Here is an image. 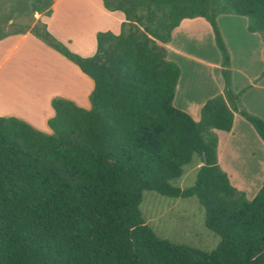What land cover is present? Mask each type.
Wrapping results in <instances>:
<instances>
[{
    "label": "trees",
    "instance_id": "obj_1",
    "mask_svg": "<svg viewBox=\"0 0 264 264\" xmlns=\"http://www.w3.org/2000/svg\"><path fill=\"white\" fill-rule=\"evenodd\" d=\"M121 12L120 33L98 32L81 57L41 22L31 33L93 82L90 109L51 101L50 134L0 117V264H264V183L252 200L217 162L213 130L230 132L239 113L264 143V121L239 109L230 55L217 17L247 18L264 34V0H102ZM53 0H21L22 13L50 16ZM203 18L221 55L223 95L194 121L173 106L179 67L163 46L184 19ZM37 27V28H35ZM43 31L41 32V29ZM11 33L0 27V40ZM198 158L195 184L170 185ZM196 198L220 238L203 252L161 239L145 223L143 192Z\"/></svg>",
    "mask_w": 264,
    "mask_h": 264
},
{
    "label": "crops",
    "instance_id": "obj_2",
    "mask_svg": "<svg viewBox=\"0 0 264 264\" xmlns=\"http://www.w3.org/2000/svg\"><path fill=\"white\" fill-rule=\"evenodd\" d=\"M51 9L50 16L36 13L35 23L30 28L11 33L0 40V98H2L0 117L17 118L35 130L47 134L51 133L47 121L54 116L51 107L52 99L62 98L88 110L90 109L89 95L93 90V82L76 65L31 33L36 22L44 24L46 30L70 51L85 58L94 55L98 32L109 31L117 35L120 33L121 24L124 22V15L118 11L108 12L103 7L102 0H53ZM222 16L217 17V25ZM199 23H202L203 26L207 25L203 18L184 19L172 31L171 40L163 45L167 50V60L177 62L174 55L178 54L171 45L175 36H184L187 34L186 30H192L193 26L199 28ZM187 24L190 26L185 29ZM247 26L248 21L245 22L244 26V31H247L248 37L260 40V34L250 33ZM261 40L264 41V36ZM247 49L248 47H243L242 56L244 57L235 67L228 51L230 55L231 89L235 95H239V109H243L251 115L254 114L264 121V115L259 111L249 109V106H253L254 102H264L262 98L264 95V46L259 47L257 56H254L258 57L260 62L258 67H255L256 59L250 62L246 55ZM204 63L207 67L217 71L218 74L215 73L214 76L215 87L213 92L200 101L188 94L187 87L191 83L189 80H185L182 69L177 65L180 69V76L177 81L174 100L179 99L177 101L178 107L192 116L196 122L200 120V111L203 105L209 99L223 95L224 92L221 55L220 60L216 62L217 64L202 62L201 65ZM252 93L253 95H251ZM247 97H250V100ZM246 100L249 102L246 103ZM249 103L253 104L250 105ZM191 112H195V115ZM246 122L239 113L234 112L230 132L213 131L218 139L217 162L219 167L227 174L228 179L232 183L234 182V186L253 198L262 186V184L257 186V183L264 176V162H253L255 161L252 158L253 155H245L248 159H243L240 152L235 150L237 137L242 135L240 132L238 133L237 127L239 126L241 130H250L247 126L248 122ZM238 163L242 164V168L238 166ZM243 164L249 167L247 168ZM246 180H254V182L249 183Z\"/></svg>",
    "mask_w": 264,
    "mask_h": 264
},
{
    "label": "rangeland",
    "instance_id": "obj_3",
    "mask_svg": "<svg viewBox=\"0 0 264 264\" xmlns=\"http://www.w3.org/2000/svg\"><path fill=\"white\" fill-rule=\"evenodd\" d=\"M20 2L21 0H0V27L3 28L5 33L25 31L35 23V15H32L30 12L22 13L23 9L20 7ZM246 20L245 17L236 15H223L218 23L234 67L244 57L242 56L244 46L248 47L246 55L249 57L250 62L256 59V61L254 60L255 67L260 66L258 57L254 56H257L259 47L264 46V41L261 40L264 34L259 35L261 36L260 40L248 37L247 31H244ZM204 22L207 24L205 26L208 27L199 23V28L193 26L192 30H186L187 34H184V36H175L171 45L178 54L174 55L177 62L168 59L171 62L177 63L176 65H179L182 69L183 77L191 83L187 87L188 94L190 97L198 98L199 101L205 99L213 92V88L215 87L214 76L215 73L218 74L213 68L207 67L205 63L201 65L202 62L215 64L220 60V53L215 45L212 30L205 20ZM189 26L187 24V27L184 28L187 29ZM247 98L250 100V97ZM262 98L264 100V95H262ZM177 101L174 100L173 106L183 110L178 107ZM248 102L246 100V103ZM250 108L264 115V102H254L253 106H249ZM191 113L195 115V112ZM247 126L251 131L249 129L241 130L239 126L237 127L238 133L240 132L242 135H238L237 137L235 150L240 152L243 159H248L245 155H253L252 158L255 160L253 162H264V143L257 137L249 123H247ZM212 132L215 134L214 131ZM199 165L198 158L194 156L193 161L184 167L183 175L178 179L171 180L170 185L180 189L192 187L196 181ZM238 166L241 168L242 164L238 163ZM243 166L246 165L243 164ZM246 167L248 168L249 166ZM247 182L253 183L254 180ZM230 183L233 185L234 182L232 183L230 180ZM263 183L264 176L258 181L257 186ZM234 187L238 189L237 186ZM238 190L241 191L240 189ZM244 194H246L245 196L248 200H252L255 197V194L253 198L246 192ZM139 211L145 223L157 237L168 240L173 244L203 252H211L220 243V238L206 228L204 210L194 197L174 199L146 191L142 194Z\"/></svg>",
    "mask_w": 264,
    "mask_h": 264
},
{
    "label": "water",
    "instance_id": "obj_4",
    "mask_svg": "<svg viewBox=\"0 0 264 264\" xmlns=\"http://www.w3.org/2000/svg\"><path fill=\"white\" fill-rule=\"evenodd\" d=\"M44 28L41 29V32L43 31Z\"/></svg>",
    "mask_w": 264,
    "mask_h": 264
},
{
    "label": "bare ground",
    "instance_id": "obj_5",
    "mask_svg": "<svg viewBox=\"0 0 264 264\" xmlns=\"http://www.w3.org/2000/svg\"><path fill=\"white\" fill-rule=\"evenodd\" d=\"M242 168V167H241ZM239 170V169H238Z\"/></svg>",
    "mask_w": 264,
    "mask_h": 264
}]
</instances>
